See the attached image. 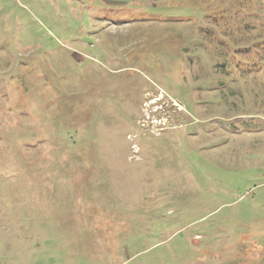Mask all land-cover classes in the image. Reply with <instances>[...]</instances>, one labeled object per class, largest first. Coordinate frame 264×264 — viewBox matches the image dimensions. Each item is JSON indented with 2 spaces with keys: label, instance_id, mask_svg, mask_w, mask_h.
Returning a JSON list of instances; mask_svg holds the SVG:
<instances>
[{
  "label": "rangeland",
  "instance_id": "1",
  "mask_svg": "<svg viewBox=\"0 0 264 264\" xmlns=\"http://www.w3.org/2000/svg\"><path fill=\"white\" fill-rule=\"evenodd\" d=\"M0 264H264V0H0Z\"/></svg>",
  "mask_w": 264,
  "mask_h": 264
}]
</instances>
